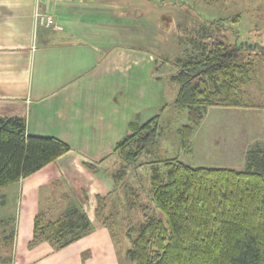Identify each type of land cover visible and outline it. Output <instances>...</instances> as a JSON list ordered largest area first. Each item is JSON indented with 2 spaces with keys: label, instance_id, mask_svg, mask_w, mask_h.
Listing matches in <instances>:
<instances>
[{
  "label": "trees",
  "instance_id": "obj_1",
  "mask_svg": "<svg viewBox=\"0 0 264 264\" xmlns=\"http://www.w3.org/2000/svg\"><path fill=\"white\" fill-rule=\"evenodd\" d=\"M253 48L254 44L230 43L219 33L203 45L198 58L172 62L177 70L170 78L178 84L173 104L188 114V124L179 131L183 141L190 138L208 107L243 105L238 85L254 71L258 51L264 53L262 47L255 52ZM158 118L140 122L136 117L128 123L126 135L113 151L120 165L112 173L105 170L114 188L155 143ZM68 150L69 145L57 138L28 135L24 117L0 115V187L18 183ZM165 164L167 179L155 173L150 181L156 212H143L138 232L129 216L122 218L133 264H264V157L252 158L246 170L190 166L178 159ZM84 165L93 173L98 171L90 163ZM110 195L111 191L96 195L94 214L113 236V214L107 211ZM93 230L81 206L54 220L38 212L28 246L45 242L61 249ZM11 237L10 233L6 237L10 247Z\"/></svg>",
  "mask_w": 264,
  "mask_h": 264
},
{
  "label": "crops",
  "instance_id": "obj_2",
  "mask_svg": "<svg viewBox=\"0 0 264 264\" xmlns=\"http://www.w3.org/2000/svg\"><path fill=\"white\" fill-rule=\"evenodd\" d=\"M152 1L158 6L173 0ZM97 4L0 0V115L24 117L28 135L54 137L70 147L17 183L25 201L18 234L27 242L38 212L37 193L46 201L56 197L48 212L81 206L93 222L96 195L113 189L105 170L115 158V145L130 121L137 117L141 122L139 108L149 96L142 78L156 58L150 60L147 50L115 46L110 27L116 19L131 17L127 12L117 17L110 8L100 12ZM41 15H50L54 26L40 25ZM85 162L98 171H90ZM53 181L55 192L50 193ZM94 230L61 249L46 243L26 249L15 264H81V255L90 253L86 240Z\"/></svg>",
  "mask_w": 264,
  "mask_h": 264
},
{
  "label": "rangeland",
  "instance_id": "obj_3",
  "mask_svg": "<svg viewBox=\"0 0 264 264\" xmlns=\"http://www.w3.org/2000/svg\"><path fill=\"white\" fill-rule=\"evenodd\" d=\"M98 1L96 9L100 12H108L110 8L117 17L126 12L131 17L121 21L116 19L110 27L112 38L109 39H115V46L147 50L150 60L156 58V62L147 64L142 78V82L147 83L149 96L139 110L141 122L159 115L158 136L149 151L128 167L115 188L111 179L113 189L107 211L113 214V236L100 224L93 211L91 223L96 227L95 234L86 240L91 249L88 255H81V264H133L126 251L130 242L122 218L129 216L138 232L144 221L143 212H156L151 202L150 181L155 173L163 181L167 179L165 163L168 160L178 159L190 166L246 170L252 158L264 157V53L258 51L264 48V0H173L158 6L152 0ZM162 12L163 16L160 15ZM215 21L221 22L222 26ZM38 22L46 26L40 18ZM54 24L53 20L50 26ZM219 33L230 43L254 44L252 51L259 53L255 57L256 67L236 90L243 105L208 107L190 138L183 141L179 131L188 124V114L173 104L178 84L170 78L177 70L172 62L198 58L203 45ZM114 157L107 164L111 173L120 165ZM105 175L111 178L110 174ZM54 182L50 183L53 189L48 187L50 193L55 192ZM49 197L46 201L37 193L35 204V209L43 212L47 220H54L71 209L70 205H63L48 212L56 198ZM43 201L46 203L42 204ZM24 206V196L17 183L0 187V264H15L16 256H23L26 249H33L28 246L31 238L27 242L18 234L17 222ZM28 207L33 209V205ZM9 233L12 234V247L6 242ZM94 236L95 241H91Z\"/></svg>",
  "mask_w": 264,
  "mask_h": 264
},
{
  "label": "built area",
  "instance_id": "obj_4",
  "mask_svg": "<svg viewBox=\"0 0 264 264\" xmlns=\"http://www.w3.org/2000/svg\"><path fill=\"white\" fill-rule=\"evenodd\" d=\"M41 19V23H45L46 26H50L53 24V18L50 15H46V16H40L39 17Z\"/></svg>",
  "mask_w": 264,
  "mask_h": 264
}]
</instances>
